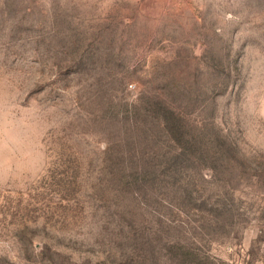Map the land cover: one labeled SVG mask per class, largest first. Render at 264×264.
<instances>
[{
	"label": "rangeland",
	"instance_id": "1",
	"mask_svg": "<svg viewBox=\"0 0 264 264\" xmlns=\"http://www.w3.org/2000/svg\"><path fill=\"white\" fill-rule=\"evenodd\" d=\"M0 264H264V0H0Z\"/></svg>",
	"mask_w": 264,
	"mask_h": 264
}]
</instances>
